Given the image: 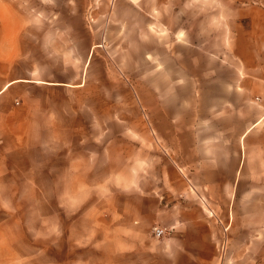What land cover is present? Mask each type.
<instances>
[{
	"label": "rangeland",
	"instance_id": "1",
	"mask_svg": "<svg viewBox=\"0 0 264 264\" xmlns=\"http://www.w3.org/2000/svg\"><path fill=\"white\" fill-rule=\"evenodd\" d=\"M212 4L0 0V31L23 32V82H29L23 106L75 117L70 135L62 133L55 146L85 154L90 173V181L76 187L52 183L39 170L8 186L0 199V264H23L26 257L33 262L25 264H36V256L71 257V264H264V229L231 231L198 198L197 184L187 181V189L203 206V228L190 230L184 222L185 229H177L162 207L164 197L179 196L180 189L170 180L177 167L164 148V89L181 64L192 66L197 34L207 35L210 45L203 22ZM181 26L187 36L174 34ZM79 122L83 134H77ZM51 139L45 135L44 148L51 149ZM134 182L153 190L161 209L159 221L145 229L116 217L128 207L121 196ZM68 194L74 197H57ZM259 223L263 228L264 220ZM156 227L168 231L157 237ZM189 231L196 240L178 238Z\"/></svg>",
	"mask_w": 264,
	"mask_h": 264
},
{
	"label": "crops",
	"instance_id": "2",
	"mask_svg": "<svg viewBox=\"0 0 264 264\" xmlns=\"http://www.w3.org/2000/svg\"><path fill=\"white\" fill-rule=\"evenodd\" d=\"M212 6L209 20L203 22L210 45L207 35L197 34L192 66L181 64L177 78L170 76L164 89V148L177 167L170 170V180L180 189L179 196L164 197L162 207L166 221L177 229L184 230L179 226L184 222L192 224L190 230H197V224L203 228V206L187 189L190 181L197 184L198 198L231 231L251 232L264 229L259 223L264 220V0H213ZM186 31L181 26L174 34L182 36ZM25 81L23 32L0 31V199L7 197L10 184L22 183L23 175L33 171L39 170L55 184L76 187L90 181L86 155L55 146L62 133L70 135V120L76 118L28 110L23 106V87L29 86ZM79 125L77 134H83L85 127ZM45 135L52 136L50 150L44 148ZM33 151L39 157L31 156ZM60 157L66 159L62 166ZM121 205L128 207H121L116 217L141 229L161 217L153 190L139 183H133L131 192H122ZM196 237L189 231L178 238ZM27 259L31 257L23 258V264L33 262ZM34 262L76 260L36 256Z\"/></svg>",
	"mask_w": 264,
	"mask_h": 264
},
{
	"label": "built area",
	"instance_id": "3",
	"mask_svg": "<svg viewBox=\"0 0 264 264\" xmlns=\"http://www.w3.org/2000/svg\"><path fill=\"white\" fill-rule=\"evenodd\" d=\"M167 229L166 228H163V227H156L154 228V234L157 236V237H162L164 236L166 233H167Z\"/></svg>",
	"mask_w": 264,
	"mask_h": 264
}]
</instances>
